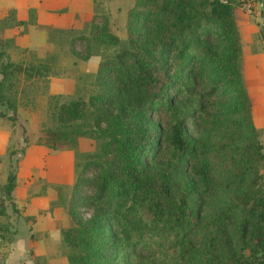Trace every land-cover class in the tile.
Instances as JSON below:
<instances>
[{
    "label": "trees",
    "instance_id": "16d2710c",
    "mask_svg": "<svg viewBox=\"0 0 264 264\" xmlns=\"http://www.w3.org/2000/svg\"><path fill=\"white\" fill-rule=\"evenodd\" d=\"M234 1L133 0L126 44L99 59L87 99L48 95L52 126L38 140L96 141L80 153L59 228L67 264H264V155ZM106 24L96 33L118 42ZM40 61H0V101L20 74L39 75ZM14 178L8 171L0 215L5 198L15 209ZM9 226L0 221L2 240Z\"/></svg>",
    "mask_w": 264,
    "mask_h": 264
},
{
    "label": "rangeland",
    "instance_id": "374dc122",
    "mask_svg": "<svg viewBox=\"0 0 264 264\" xmlns=\"http://www.w3.org/2000/svg\"><path fill=\"white\" fill-rule=\"evenodd\" d=\"M26 1L32 0H0V61L8 58L35 65L41 60L46 66L40 67L39 75L20 74L18 81L3 89L0 101V196L8 171L15 174L11 190L15 209L5 198V214L0 215L1 222L10 224L6 240L0 238V251L2 255L12 253L9 264H67L68 249L59 228L69 224L67 200L80 153L94 149L96 141L80 136L75 146L51 148L37 139L41 129L52 126L48 80L63 78L62 91L56 92L58 101L86 100L96 86L94 72L79 68L82 60L93 54L99 61L125 46V13L133 0H92L90 18L64 26L38 21L37 9L25 8ZM251 1L254 6L248 11L235 0L233 13L241 42L239 66L255 137L264 155V63L255 64L251 59L259 49L264 52V1ZM103 19L118 42L103 41L96 33ZM259 168L264 174V157Z\"/></svg>",
    "mask_w": 264,
    "mask_h": 264
},
{
    "label": "crops",
    "instance_id": "0c3cea01",
    "mask_svg": "<svg viewBox=\"0 0 264 264\" xmlns=\"http://www.w3.org/2000/svg\"><path fill=\"white\" fill-rule=\"evenodd\" d=\"M25 5V8L34 7L37 9L38 21L39 19H42L44 23H49L54 26L71 25V23L76 24L75 22H78L79 20L83 23L92 16V0H32L28 2L26 1ZM45 18L46 20H44ZM251 59L253 62H255V64H258V62L264 63L263 50L259 49V51L253 54ZM256 60L258 61L256 62ZM97 62V56L90 54L84 60H82V64L79 68L85 73H93L95 71ZM254 66V63H252V67ZM63 82L64 81L62 77H51L48 80V91L50 93L62 91ZM10 256H12L11 252H3L2 255L0 251V264H9L10 261H12Z\"/></svg>",
    "mask_w": 264,
    "mask_h": 264
},
{
    "label": "built area",
    "instance_id": "2783aa9c",
    "mask_svg": "<svg viewBox=\"0 0 264 264\" xmlns=\"http://www.w3.org/2000/svg\"><path fill=\"white\" fill-rule=\"evenodd\" d=\"M242 5L244 6L245 9H247L248 11H251L253 9V2L251 0H244L242 2Z\"/></svg>",
    "mask_w": 264,
    "mask_h": 264
}]
</instances>
